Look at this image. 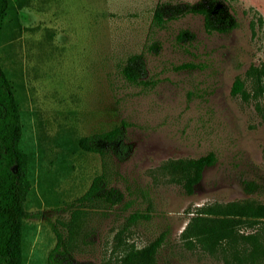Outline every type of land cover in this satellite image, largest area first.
I'll list each match as a JSON object with an SVG mask.
<instances>
[{"label":"rangeland","instance_id":"1","mask_svg":"<svg viewBox=\"0 0 264 264\" xmlns=\"http://www.w3.org/2000/svg\"><path fill=\"white\" fill-rule=\"evenodd\" d=\"M6 1L0 65L17 101L18 147L30 180L21 264H46L53 228L64 230L68 205L103 169L124 199L107 210L85 209L73 264H117L124 247L141 249L159 236L156 264H225V255L209 254L180 233L201 206L264 204V120L253 102L229 94L236 76L264 66V0H221L237 24L226 34H206L197 15L163 29L152 25L158 4L197 0ZM180 30L192 40L177 42ZM154 42L156 53L149 50ZM133 54L144 62L137 84L118 73ZM113 127L124 131L121 159L102 163L76 147L77 139ZM208 153L215 161L191 194L161 168ZM135 212L148 219L125 226Z\"/></svg>","mask_w":264,"mask_h":264},{"label":"trees","instance_id":"2","mask_svg":"<svg viewBox=\"0 0 264 264\" xmlns=\"http://www.w3.org/2000/svg\"><path fill=\"white\" fill-rule=\"evenodd\" d=\"M221 0H197L194 3L158 4L152 14V25L163 29L171 20L185 15H197L202 19L206 34H226L237 27ZM6 0H0V27L8 11ZM193 35L180 30L175 36L177 42L192 40ZM159 45L154 42L149 50L156 53ZM120 77L129 84H137L144 75L141 55L128 56L119 67ZM229 94L244 102H253L254 108L264 120V66H249L243 77L236 76ZM123 128L89 134L76 140V147L86 153L96 154L102 163L108 157L121 159L127 146L123 141ZM21 125L17 101L10 82L0 65V264H21L22 222L28 217L24 201L30 190L28 178V157L21 152L18 143ZM264 161V146L261 149ZM212 153L196 159H180L162 165L163 171L174 177L186 194H191L194 185L201 179L202 171L213 165ZM249 191L255 185L247 182ZM247 190V191H248ZM123 194L108 183V174L103 169L94 176L86 191L69 205V219L60 228H53L55 245L47 255L46 264H73L70 255L75 249V240L86 208L107 210L123 202ZM128 205V203H127ZM148 216L132 213L125 218V226L134 225ZM253 229L242 235L239 228ZM118 236V235H117ZM186 242L198 245L209 253L225 255V264H260L264 261V204L244 199L224 204L214 203L201 206L194 217L181 231ZM117 240L119 238L117 237ZM163 237L141 249L124 247L117 264H156L155 255Z\"/></svg>","mask_w":264,"mask_h":264}]
</instances>
